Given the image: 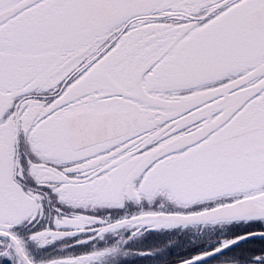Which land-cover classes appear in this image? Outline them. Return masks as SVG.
<instances>
[{"label":"snow or ice","instance_id":"snow-or-ice-1","mask_svg":"<svg viewBox=\"0 0 264 264\" xmlns=\"http://www.w3.org/2000/svg\"><path fill=\"white\" fill-rule=\"evenodd\" d=\"M0 264H264V0H0Z\"/></svg>","mask_w":264,"mask_h":264}]
</instances>
